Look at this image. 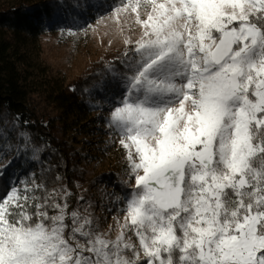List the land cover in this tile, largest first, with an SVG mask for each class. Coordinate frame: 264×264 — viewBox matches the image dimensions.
I'll use <instances>...</instances> for the list:
<instances>
[{
  "label": "snow or ice",
  "instance_id": "6c2138e0",
  "mask_svg": "<svg viewBox=\"0 0 264 264\" xmlns=\"http://www.w3.org/2000/svg\"><path fill=\"white\" fill-rule=\"evenodd\" d=\"M112 15L139 29L106 118L130 191L102 230L63 184L10 180L0 264H264V0H120ZM39 151L19 133L17 156Z\"/></svg>",
  "mask_w": 264,
  "mask_h": 264
},
{
  "label": "rangeland",
  "instance_id": "374dc122",
  "mask_svg": "<svg viewBox=\"0 0 264 264\" xmlns=\"http://www.w3.org/2000/svg\"><path fill=\"white\" fill-rule=\"evenodd\" d=\"M10 1L1 0L2 3ZM119 3L120 0H61L53 7L50 19L44 20L46 31L39 38L37 61L47 76L66 85L87 75L97 76L94 84L86 89L88 99L84 118L67 122L43 97L31 98L32 108L39 119L56 127L54 136L67 143L72 153L78 156L82 177L76 181V191L72 192L75 196L72 207L90 203L102 230L114 223L112 217L121 206L116 202V196L130 191L124 184L127 180L124 150L106 119L114 101L123 93L119 76L126 71L124 53L130 47L124 41L129 36L136 39L139 35L138 27L129 31L132 17L121 15L120 22L113 18V9ZM76 122L81 123L76 125ZM21 132L27 133L24 125L4 109L0 115V133L3 134L0 164L10 160L12 163L0 176V195L7 190L10 180L24 178L33 172L38 176L42 169L57 167L53 153L45 152L42 147L37 153L38 160L31 159V152L17 156L15 148ZM56 176L61 180L51 182L49 187H58L59 184L67 187L63 176ZM80 196L84 197L83 201H78Z\"/></svg>",
  "mask_w": 264,
  "mask_h": 264
},
{
  "label": "trees",
  "instance_id": "16d2710c",
  "mask_svg": "<svg viewBox=\"0 0 264 264\" xmlns=\"http://www.w3.org/2000/svg\"><path fill=\"white\" fill-rule=\"evenodd\" d=\"M59 1L11 0L2 3L0 0V115L7 109L24 125L34 145L53 153L57 167L50 171L42 169L38 177L42 175L50 186L55 182L56 174H61L68 189L75 192L76 181L82 177L78 156L67 143L54 136L56 127L43 123L31 103V98L39 95L67 122L82 120L86 115V89L97 80V76L91 74L66 85L47 76L37 61L39 38L46 31L44 20L50 19L53 7ZM119 60L120 56L115 63ZM76 123L80 125L81 122ZM74 201L72 195L71 206Z\"/></svg>",
  "mask_w": 264,
  "mask_h": 264
}]
</instances>
